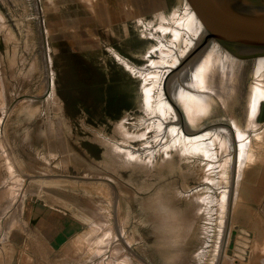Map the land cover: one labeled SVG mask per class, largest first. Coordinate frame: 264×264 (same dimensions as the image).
I'll list each match as a JSON object with an SVG mask.
<instances>
[{
  "label": "rangeland",
  "instance_id": "rangeland-1",
  "mask_svg": "<svg viewBox=\"0 0 264 264\" xmlns=\"http://www.w3.org/2000/svg\"><path fill=\"white\" fill-rule=\"evenodd\" d=\"M36 3L0 0V264H264V99L252 129L238 99L197 114L207 79L189 73L209 23L174 66L188 37L166 33L162 51L151 31L182 0ZM247 65L233 86L254 81ZM226 125L247 130L243 169L219 142L182 145L181 131L222 139Z\"/></svg>",
  "mask_w": 264,
  "mask_h": 264
},
{
  "label": "bare ground",
  "instance_id": "bare-ground-1",
  "mask_svg": "<svg viewBox=\"0 0 264 264\" xmlns=\"http://www.w3.org/2000/svg\"><path fill=\"white\" fill-rule=\"evenodd\" d=\"M34 1H35V8H37L36 0H34ZM182 1L184 2V4H185L184 7L186 8V11L182 12L183 14H181V13L178 14V12H174L170 16V18H168L169 19L168 22L165 23L164 21H161L159 23V25L157 27V30H158L157 34L155 33V29L153 31H151V35L156 36V38H158V41L160 42L161 47H162V48H160V50H162V51H165V50L169 51V49L170 48L173 49V46H174V44L171 43V41H168V42L164 41L166 33L173 35V37H174L173 41L174 42H176L178 39H180V37L182 38L184 34L188 37L189 41L188 40L187 41L189 43H187V45L185 44L184 47L181 49L180 54L178 55V58L177 59L175 58L171 61V62L175 63L174 66H177V63L182 62V60L185 58L184 56L186 55L190 46L193 44V42H195V40L197 39V36L200 35L201 32H203V28L207 24L206 17L203 16L201 14V12L193 4H191V2L189 0H182ZM185 8H183V9L185 10ZM36 11H37V9H36ZM186 18L188 19V21H190V23L188 24L187 27L184 26V22H185ZM165 19H167V18L163 17V20H165ZM208 26H210V25L208 24ZM212 33H210V34L213 35ZM202 34H204V33H202ZM202 36L204 37L205 35H202ZM210 39H211V37H210ZM212 39L213 40L209 45L210 49L208 46L207 49L204 51V54L201 55L200 58L198 57L199 59L197 60V62L195 61L196 63L189 73V74L195 73V78H197V79L198 78L207 79L206 82H205V80L203 81L204 84L202 82L203 85L199 84L198 86H196V88H198L200 90L198 92H204L195 102V106L197 109L196 112L198 115H201V114L204 115V114L208 113L209 110H211L212 105L218 104L217 103L218 101L222 104V108H223L224 105L226 106V102H228V101H229V104L231 106V103H230L231 98H233V100L238 99L235 104L238 105V102H241L244 104V108L246 109L245 110L246 111V119L244 118V120L246 121L247 128L252 129V126L255 125L254 117H255L256 113L258 112V106H260L259 105L260 99H262V98L264 99V80H262V78H261V73L264 70V68H263L264 67V42H263L264 41V33L262 31H246L244 29H238V28H232V27H222L217 32H214V36L212 37ZM174 53H175V51H174ZM166 55H168V54H166ZM211 60H212V63H211ZM249 60H251V62L248 63ZM209 61H210V63H208ZM171 62H170V64H171ZM245 63L248 64L247 65L248 67L250 65L253 67V68H251L252 69L251 75H252V78L254 79V81L251 83V85L248 86L247 90H244L245 87L239 88L236 85L233 86L231 83V81L234 80L233 74L236 73L235 72L236 69L237 68H238L237 70L240 69V72H241V70H243V66ZM176 69H179V68H176ZM237 73H238V71H237ZM208 76H212V77H210L208 79ZM218 77H219V79H218ZM192 81H194V80L192 79L190 82V91H189V93L191 95H193L194 86L196 85L195 82H192ZM197 83H198V81H197ZM167 89H168V85L167 86L163 85V87L159 93L164 94L168 91ZM143 91L145 93V96H147V94L150 91V87L144 88ZM231 94H232V97H231ZM217 99H218V101H217ZM146 100H147V97H146ZM241 103H240V105H241ZM145 106L147 108L148 104H146ZM232 107H233V105H232ZM234 109H235V107H234ZM224 110L227 113L228 108L225 107ZM154 111L157 113H159V111H160L159 114H161V111H162V113H163V115H161L162 118H160V115H158ZM168 111H169L168 110V104L166 101L161 102L159 104V106L155 107L153 110V112L155 113L156 119L159 121L162 120L161 122H168L167 121L168 117L166 116L167 114L165 115V113L166 112L168 113ZM211 111H213V110H211ZM211 113H213V112H211ZM235 113H238V112H235ZM187 121H191V120L189 119ZM198 122H199V120H198ZM167 124H169V123H167ZM161 125H162V123H161ZM207 127H208V125H207ZM159 128L161 129L160 125H157V129H159ZM254 128H256V127H254ZM257 128H258V126H257ZM184 129L185 128H183L181 130H184ZM223 129L225 132V137H222V139L219 137H216L213 133L211 135L212 138H209L208 132L206 131L207 133L206 132L205 133H199L200 129L198 130V132L192 131V132H185V133L182 131L179 132L180 131V129H179L178 132L180 133V136L182 138L181 139L182 143H183L182 145H184L185 143H188L192 146H195L196 144L202 145L205 143L206 144L209 143V146H211V144H212L211 141H213V142L216 141L217 143L219 142V144L221 146H223L226 150L224 152H226V155H225L226 160L225 161L227 162V165H229V167H231V165L234 162H238L237 165H239V166L237 167V169L238 170L243 169L247 164V160L250 159L251 156H253L250 152V150H251L250 139L247 140L246 135H245L247 130L242 131L236 127L231 130V127L229 125H226ZM156 131H158V130H156ZM136 132H138V131H136ZM259 132H260V130H259ZM118 133H120V131ZM143 133L144 132L142 131V133H140L139 135H137V133L131 134V132L130 133L121 132L120 134L123 136V138H125L123 141L127 142V140L130 139V137L131 138L132 137L139 138L140 136H143ZM179 133H178V135H179ZM227 134H228V136H227ZM156 137L158 139H160V137H163V134L160 133L159 135H156ZM124 142H123V144H124ZM225 144H226V146H225ZM146 146H147V144H146ZM142 148H144V147H142ZM205 149H207V148H205ZM128 150H129V148H128ZM119 151H121V150H119ZM126 152H129V151H126ZM209 154H207V155H209ZM127 157L130 160L131 159L133 160V158L135 161L141 160V158L138 156H135V157L132 156L130 154V152H129V155H127ZM94 192H95V190H94ZM111 197H112V195H111ZM104 202H105V200H104ZM102 209H104V206ZM106 210H108V209H106ZM109 214H107V215H109ZM111 225H113V224L111 223Z\"/></svg>",
  "mask_w": 264,
  "mask_h": 264
},
{
  "label": "water",
  "instance_id": "water-1",
  "mask_svg": "<svg viewBox=\"0 0 264 264\" xmlns=\"http://www.w3.org/2000/svg\"><path fill=\"white\" fill-rule=\"evenodd\" d=\"M209 23L210 33L222 27L262 31L264 33V2L250 0H189ZM264 42V41H263Z\"/></svg>",
  "mask_w": 264,
  "mask_h": 264
},
{
  "label": "crops",
  "instance_id": "crops-1",
  "mask_svg": "<svg viewBox=\"0 0 264 264\" xmlns=\"http://www.w3.org/2000/svg\"><path fill=\"white\" fill-rule=\"evenodd\" d=\"M3 151H4V150H3ZM0 165H2V166L4 165L3 158H2L1 155H0ZM2 172H3V169H0V178L2 177V174H3ZM2 183L4 184V182H2ZM2 183H1V184H2Z\"/></svg>",
  "mask_w": 264,
  "mask_h": 264
}]
</instances>
